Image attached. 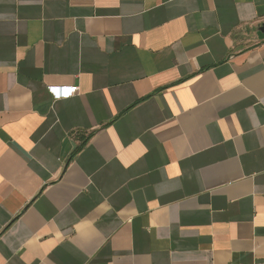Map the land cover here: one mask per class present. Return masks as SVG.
<instances>
[{
    "label": "crops",
    "instance_id": "crops-1",
    "mask_svg": "<svg viewBox=\"0 0 264 264\" xmlns=\"http://www.w3.org/2000/svg\"><path fill=\"white\" fill-rule=\"evenodd\" d=\"M0 264H264V0H0Z\"/></svg>",
    "mask_w": 264,
    "mask_h": 264
},
{
    "label": "built area",
    "instance_id": "built-area-1",
    "mask_svg": "<svg viewBox=\"0 0 264 264\" xmlns=\"http://www.w3.org/2000/svg\"><path fill=\"white\" fill-rule=\"evenodd\" d=\"M54 99H69L79 93V87H49Z\"/></svg>",
    "mask_w": 264,
    "mask_h": 264
}]
</instances>
